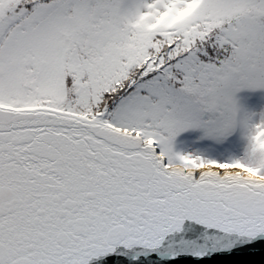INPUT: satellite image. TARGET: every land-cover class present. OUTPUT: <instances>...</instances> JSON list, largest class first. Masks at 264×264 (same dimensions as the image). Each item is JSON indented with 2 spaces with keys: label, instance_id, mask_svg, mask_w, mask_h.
Returning a JSON list of instances; mask_svg holds the SVG:
<instances>
[{
  "label": "snow or ice",
  "instance_id": "obj_1",
  "mask_svg": "<svg viewBox=\"0 0 264 264\" xmlns=\"http://www.w3.org/2000/svg\"><path fill=\"white\" fill-rule=\"evenodd\" d=\"M0 264H264V0H0Z\"/></svg>",
  "mask_w": 264,
  "mask_h": 264
},
{
  "label": "rangeland",
  "instance_id": "obj_2",
  "mask_svg": "<svg viewBox=\"0 0 264 264\" xmlns=\"http://www.w3.org/2000/svg\"><path fill=\"white\" fill-rule=\"evenodd\" d=\"M243 95H246L247 96V95H250V94L249 93H244ZM256 95L259 96L260 94L257 93Z\"/></svg>",
  "mask_w": 264,
  "mask_h": 264
}]
</instances>
